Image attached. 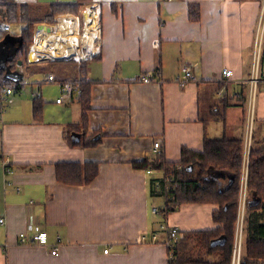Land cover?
I'll use <instances>...</instances> for the list:
<instances>
[{
	"label": "crops",
	"instance_id": "obj_1",
	"mask_svg": "<svg viewBox=\"0 0 264 264\" xmlns=\"http://www.w3.org/2000/svg\"><path fill=\"white\" fill-rule=\"evenodd\" d=\"M14 1L47 8L75 0ZM192 4L199 6L195 20ZM263 4L93 0L79 15H57L56 24L41 23L42 29L37 24L27 60L18 64L15 77L10 74L15 92L0 117V215L6 219L0 225V264H169L162 223L177 226L183 238L190 231L219 228L216 204L186 203L165 218L154 214L153 208H165L166 199L154 186L165 171L148 173L152 167L134 164L155 161L157 141L169 162L181 160L183 148L202 151L206 137L245 141L246 104L239 98L244 86L248 96ZM61 24L65 29L56 44L52 36ZM41 31L48 38L40 56H32ZM50 50L60 55L51 58ZM259 55L262 82L251 137L256 149L264 146V36ZM81 62L91 81L87 133H82L86 139L95 131L103 135L94 147L72 146L66 139V127L80 122L82 108L78 92L68 96L62 88L77 80ZM52 64L59 66L60 81L53 70L45 80L41 76ZM184 67L193 78L183 86ZM50 75L54 82L47 81ZM140 76L152 81L138 82ZM37 97L44 102L40 122L33 114ZM90 162L99 164L92 183L57 181L56 164ZM243 198L246 208L256 197L245 190ZM246 213L241 243L248 235ZM27 231H46L47 244H21L19 235ZM155 232L159 240L152 243ZM58 243L60 254L54 256L51 248Z\"/></svg>",
	"mask_w": 264,
	"mask_h": 264
},
{
	"label": "trees",
	"instance_id": "obj_2",
	"mask_svg": "<svg viewBox=\"0 0 264 264\" xmlns=\"http://www.w3.org/2000/svg\"><path fill=\"white\" fill-rule=\"evenodd\" d=\"M93 0H75L56 2L49 5L40 17H35L36 7L32 4L17 3L14 0H0V23L21 25L19 33L2 32L0 36V69L10 76L19 61H26L29 45L32 42L34 27L37 24H56L60 14L79 15L83 6ZM239 2L252 0H237ZM199 17V6L190 5V18ZM80 73L86 76V63L81 62ZM74 83V82H73ZM76 83V81H75ZM77 102L81 104L82 114L79 123L66 127V139L72 146L94 147L103 138L100 131L86 139L87 114L91 109V81L84 80L80 85ZM247 86H244L239 102L245 107ZM44 102L40 97L34 100V120L43 119ZM246 109V108H245ZM245 141L243 138H205L204 149L195 151L182 149L181 160L169 162L160 153L155 161L145 160L135 163L139 168L152 167L164 170L167 176L174 177L178 184L173 193V200L166 199L164 217L186 203L216 204L219 210L214 213V220L221 226L214 230L190 231L185 234L176 248L177 260L174 264H232L236 239V227L241 202V184L244 173ZM182 166L178 171L177 167ZM99 174V164L58 163L56 164L57 181L67 185L90 184ZM224 179V181H223ZM248 194H254L255 200L246 203L255 214L250 224L247 220V237L244 241L245 252L240 264H264V146L252 147L247 167ZM260 210V213L257 212ZM222 236L226 237L223 245L211 247V242Z\"/></svg>",
	"mask_w": 264,
	"mask_h": 264
},
{
	"label": "built area",
	"instance_id": "obj_3",
	"mask_svg": "<svg viewBox=\"0 0 264 264\" xmlns=\"http://www.w3.org/2000/svg\"><path fill=\"white\" fill-rule=\"evenodd\" d=\"M264 1V0H263ZM12 30V25L8 23H0V36L2 32H10ZM264 36V4L260 16V22H259V28H258V37L256 42V48H255V55L253 60V74L251 78L248 81L249 85V92L246 102V139H245V157H244V173L242 176V187H247V167L249 163V154L251 149V141H252V132H253V124H254V116H255V109H256V97L258 92V87L260 83L262 82L260 76H259V67H260V55L259 52L261 50L262 40ZM183 78L180 79V84L185 85L190 79L193 78L191 68L184 67L183 69ZM223 73L226 77L231 76L232 71L228 69H224ZM86 80V76L80 74V76L77 78L76 83L73 84H64L62 91L65 95H72L73 92H80L79 85ZM10 76L2 72L0 69V117L2 116L4 110L5 103L10 99V97L15 92L14 85L16 84ZM48 82H54L55 76L50 75L48 77ZM138 82H144L149 83L151 82V76H140L137 78ZM63 101V97L57 99V103H61ZM162 151V145L159 141L154 143V149L153 154L154 156H157ZM1 161V160H0ZM246 169V170H245ZM154 168H149L147 170L148 173H153ZM178 171L182 170V166L177 167ZM8 172L11 171L9 168L7 170ZM178 184V181L172 177L167 176L165 172H163V178L157 179L155 181V189L158 193H160L162 196H164L165 199L173 200V193L176 189V186ZM245 208V199H243L240 202L239 207V213H238V222H237V228L238 230L243 226V213ZM165 208H153V213L164 217ZM165 218V217H164ZM165 221V220H164ZM6 223V219L4 216L0 215V225H3ZM160 230L162 233L165 234V241L164 244L166 245L168 249V263L174 264L177 260V252L176 248L180 242V240L183 238L182 231L177 226H171L168 225L166 222L162 223ZM143 240H145V236L142 237ZM159 240V232H155L152 234L151 242L155 243ZM19 242L23 245H46L48 242V233L46 231H40L37 233H31L30 231L22 232L19 235ZM241 251H242V243L241 238L238 237L236 239L235 249H234V256H233V263L232 264H240L241 259ZM105 253H108V249L105 250ZM51 254L54 256H57L60 254V245L59 243L54 245L51 248Z\"/></svg>",
	"mask_w": 264,
	"mask_h": 264
},
{
	"label": "rangeland",
	"instance_id": "obj_4",
	"mask_svg": "<svg viewBox=\"0 0 264 264\" xmlns=\"http://www.w3.org/2000/svg\"><path fill=\"white\" fill-rule=\"evenodd\" d=\"M46 9L47 8H43V7H39V8H36V12H34V16L35 17H40L41 15H42V13H44L45 11H46ZM20 29H21V25H12V30L11 31H13V32H16V33H19L20 32ZM56 30V29H55ZM40 54H41V51L39 52ZM46 57V56H45ZM45 57H42V58H45ZM51 58H55V57H53V56H50ZM57 64H52L48 69H46L45 71H43L42 72V74H41V76L43 77V79L45 80V77H46V74L48 73V71L49 70H53L55 73H56V75H57V81H60V78L62 77V74H61V72L58 70L59 69V66H57ZM25 67H27V65H25ZM11 75H12V77H15L16 76V72L15 71H13L12 73H11ZM76 76H80V73H78V71H77V75ZM77 77V78H78ZM25 91H27L28 92V90H25ZM26 92V93H27ZM54 100L56 99L55 97L53 98ZM75 107H76V111L78 112V107H77V105H75ZM246 170V169H245ZM247 171V170H246ZM246 186H244V187H242V184H241V192L242 193H244L245 192V190H246ZM244 199V198H243ZM243 199H241L242 200V203H243ZM244 212H246L247 211V213H246V216L244 215V219H245V221L248 219V218H250V224L251 223H253V221L255 220V214H252L251 212H249V209L246 207V208H244ZM237 222H238V220H237ZM237 230H238V228H237ZM238 235H239V238H242L243 237V229H239L238 230ZM244 240H246L245 238H244ZM242 242H243V239H242ZM243 249H244V243H242V253H241V257L244 255V252L245 251H243ZM240 262H241V259H240Z\"/></svg>",
	"mask_w": 264,
	"mask_h": 264
},
{
	"label": "bare ground",
	"instance_id": "obj_5",
	"mask_svg": "<svg viewBox=\"0 0 264 264\" xmlns=\"http://www.w3.org/2000/svg\"><path fill=\"white\" fill-rule=\"evenodd\" d=\"M63 24H66V23H63ZM63 24H61L60 26H58V32L57 33H55L52 37H53V40H54V42L56 41V44H58V43H61V42H58V40H59V34H60V32L62 31V30H64L65 28H64V26H63ZM94 26V25H93ZM87 33V32H86ZM47 34L45 33V32H43V31H41L38 35H37V37H36V41H35V43L32 45V53H33V56H35L36 54L37 55H39L40 53V50L43 48V46H44V44H45V42L44 41H46V38H48V37H46L45 38V36H46ZM62 36V35H61ZM65 36V35H64ZM50 38V37H49ZM65 40H66V38H65ZM58 42V43H57ZM65 42V41H64ZM69 42V41H68ZM47 45V44H46ZM61 45H63V44H61ZM65 45V44H64ZM59 49H61V48H59ZM51 51V50H50ZM49 55H51V56H58V55H60V53L59 52H53V50L50 52V53H48ZM65 55H67L68 54V52H65L64 53ZM63 54V55H64ZM36 55V56H37ZM69 55V54H68ZM40 56V55H39Z\"/></svg>",
	"mask_w": 264,
	"mask_h": 264
},
{
	"label": "water",
	"instance_id": "obj_6",
	"mask_svg": "<svg viewBox=\"0 0 264 264\" xmlns=\"http://www.w3.org/2000/svg\"><path fill=\"white\" fill-rule=\"evenodd\" d=\"M38 27H39V29H42L44 27V25L43 24H40ZM19 63H21V61ZM225 241H226V237L225 236H222L220 238H217V239H215V240H213L211 242V247H216V246H219V245H223L225 243Z\"/></svg>",
	"mask_w": 264,
	"mask_h": 264
}]
</instances>
